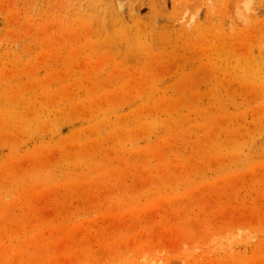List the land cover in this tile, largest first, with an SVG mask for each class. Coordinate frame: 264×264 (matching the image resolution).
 Here are the masks:
<instances>
[{
  "label": "rangeland",
  "instance_id": "rangeland-1",
  "mask_svg": "<svg viewBox=\"0 0 264 264\" xmlns=\"http://www.w3.org/2000/svg\"><path fill=\"white\" fill-rule=\"evenodd\" d=\"M0 264H264V0H0Z\"/></svg>",
  "mask_w": 264,
  "mask_h": 264
}]
</instances>
